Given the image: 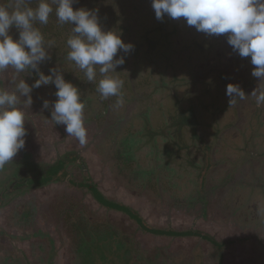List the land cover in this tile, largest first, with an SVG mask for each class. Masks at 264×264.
Instances as JSON below:
<instances>
[{
  "label": "trees",
  "instance_id": "1",
  "mask_svg": "<svg viewBox=\"0 0 264 264\" xmlns=\"http://www.w3.org/2000/svg\"><path fill=\"white\" fill-rule=\"evenodd\" d=\"M149 1L152 0H75L73 7L92 10L105 31L111 30L121 35L123 30L127 43L134 45L130 54L118 51L115 57L125 58L124 64L117 69L142 72L135 80L124 83L122 89L124 100L139 102V113L135 116L140 117V121L128 126L124 125V121L117 123L118 129L124 128L126 134L115 136L120 162L133 170L131 176L136 180L140 178L145 190H151L155 195L167 194L190 207L200 206L206 211L207 202L215 193L206 187L211 172V176H214V173L227 168L249 166L252 174L264 181V136H243L254 129L255 133L264 130L261 107L253 103L248 95L230 106V97L226 95L229 83L239 84L244 91L253 83L255 77L251 73L254 66L248 57L239 56L240 60L235 59L241 63L238 65L236 62L239 71L235 77L239 78V82L233 80L232 76L228 81L224 76L226 64L223 54L233 49L228 47L230 45H223L227 42V34L207 35L198 32L194 26L185 28L180 23H167L173 21L167 16L157 20ZM7 2L0 0V3ZM36 2L31 0V6L34 7ZM174 21L184 22V19ZM37 26L46 41L55 42L49 49L51 59L41 64V70L48 74L50 68L58 67L65 79L80 89L84 103L99 102L104 112L108 110L107 107L111 108L117 98L102 99L96 92L95 84L85 81L83 72L74 62L66 59V40L72 26L61 25L54 12L46 25ZM11 33L18 38L19 33L14 27ZM20 77L29 84L38 78L28 73H21ZM163 84L182 86L175 92H165L160 87ZM55 91L54 85L33 89V104L44 100L48 92L53 104L57 99ZM157 126L172 136H143L148 135L147 129L153 131ZM119 130L109 133L118 134ZM244 137H252V153H256L258 158L240 152L244 147ZM230 147L240 150L234 148V152ZM255 161L261 164V170L254 169ZM71 167L81 170L79 181L74 180ZM1 173H4V177L0 178V205L9 196L21 195L51 183L65 182L78 190L87 188L105 207L127 214L143 232L175 237L198 236L208 239L219 249L231 243L217 242L210 235L195 229L180 231L149 225L135 209L107 199L95 187L83 158L76 151L64 154L54 163L13 157L12 161L0 168ZM222 175V183L229 182L234 186L235 193L239 194L235 206L240 216L251 221H264V189L255 193H251L250 189L240 190L236 182H232L231 174L230 178H226V172H222ZM221 201L225 206L223 198ZM50 210L53 211V220L62 226L69 240L72 264H162L159 262V251L150 254L140 246L135 233L130 236L124 227L101 218L95 212L86 211L83 201L73 193L65 192L50 205ZM257 213L262 215L258 216ZM44 217L49 219L46 213ZM5 245L0 242V263L23 264L22 260L20 262L21 253ZM165 261L163 259V264H168Z\"/></svg>",
  "mask_w": 264,
  "mask_h": 264
},
{
  "label": "rangeland",
  "instance_id": "2",
  "mask_svg": "<svg viewBox=\"0 0 264 264\" xmlns=\"http://www.w3.org/2000/svg\"><path fill=\"white\" fill-rule=\"evenodd\" d=\"M149 4L153 9L152 1H149ZM121 37L127 43L123 30ZM223 45L229 44L225 42ZM228 47L231 49V46ZM223 59L226 64L224 76L228 81L232 76L233 80L239 82V78L235 77L239 71L238 65L241 64L235 61V59L240 60L239 54L233 50L227 51L224 52ZM236 62H238L237 66ZM116 70L124 83L135 80L142 73L139 70L126 68ZM11 74H13L12 69L0 73L1 85L13 87L10 83ZM263 85L264 81L255 77L253 83L245 89V93L253 103H255V97L250 94L257 88H264ZM181 86V84L178 86L163 84L160 87L162 91L175 92ZM50 96L48 92L45 99L51 105ZM44 100L37 105L32 104L25 108L26 143L14 157L54 163L64 154L76 151L83 158L95 187L107 199L135 209L149 225L180 231L195 229L210 235L217 242L230 241L231 243L219 249L208 239L198 236L175 237L143 232L127 214L105 207L87 188L78 190L75 187H69L65 182L51 183L44 187L33 188L21 195L9 196L0 205V242L21 253L20 262L22 260L23 264H72L69 240L62 226L53 220V211L50 210V205L66 192L73 193L81 199L86 211L95 212L101 218H107L124 227L130 236L135 233L140 246L150 254L153 251H159V257H161L159 262L162 264L163 259L168 264H264V221H251L241 217L236 207L239 194L235 193L234 186H231L229 182L222 183L224 181L222 172H226V178L232 175V182H236L240 190L250 189L251 193H255L264 189V181L253 175L249 166L239 169L227 168L217 174L214 173V176H211L213 175L211 172L207 178L206 187L215 193L207 202L206 211L200 206L190 207L184 201L172 199L167 194L155 195L151 190H145L140 178L137 176L136 180L131 176L133 170H129L120 162L117 152L119 151L118 142L115 137L120 135L118 132L111 135L109 131L119 130L118 121L123 122L124 118L132 119L139 113L138 101L124 100V104L119 108L113 103L110 110L105 112L102 111L101 104L84 103L88 143L81 147L74 137L68 136L64 125L55 124L51 120V107L42 108ZM261 117L264 121V107H261ZM164 130L157 126L153 131L147 129L148 135L143 136H172ZM257 133L261 136L264 130L261 134L259 131ZM243 136H256L255 129ZM243 143L244 147L241 150L236 147H230V150L234 151L235 148L245 155H252L254 159L258 158L256 153H252V137H244ZM224 144L229 148V145ZM255 164V170L263 168L256 161ZM71 170L74 180L79 181L82 176L81 170L77 167H71ZM4 173L0 174V178L4 177ZM136 175L137 172H135ZM243 179L247 181H242ZM222 198L225 206L222 205ZM242 206L247 207V205ZM45 213L49 219L44 217ZM257 214L262 215V213Z\"/></svg>",
  "mask_w": 264,
  "mask_h": 264
},
{
  "label": "clouds",
  "instance_id": "3",
  "mask_svg": "<svg viewBox=\"0 0 264 264\" xmlns=\"http://www.w3.org/2000/svg\"><path fill=\"white\" fill-rule=\"evenodd\" d=\"M75 0H8L0 3V73L13 70L8 88L0 85V168L25 147V108L33 104V89L54 85L56 101L50 105L45 99L42 108L51 107V120L65 126L81 147L88 143L84 120V102L80 89L65 79L58 67L45 74L41 64L51 59L49 49L54 41H46L39 25H46L53 12L61 25L72 26L66 40V59L83 72L85 81L95 84L102 99L116 97L115 107L124 104V81L117 75V67L124 64V56L115 58L118 51L130 54L134 45L125 43L115 31H105L97 14L86 8H74ZM157 20L165 16L183 18L188 26L207 35L227 34V42L243 58L250 57L254 66L251 75L264 81V0H152ZM19 35L14 38L11 29ZM21 73L38 77L29 84ZM230 106L237 99H246L245 91L234 83L226 87ZM258 107H264V88H257Z\"/></svg>",
  "mask_w": 264,
  "mask_h": 264
},
{
  "label": "flooded vegetation",
  "instance_id": "4",
  "mask_svg": "<svg viewBox=\"0 0 264 264\" xmlns=\"http://www.w3.org/2000/svg\"><path fill=\"white\" fill-rule=\"evenodd\" d=\"M167 23H171V24H172V23H174V24H178V23H180L181 26L183 25L185 28H189V26L187 25L186 21H184V22H178V21H174V20H173V21H168ZM184 23H185V24H184ZM167 25H170V24H167ZM183 26H182V27H183ZM248 59L251 60L250 57H248ZM0 85H1V83H0ZM263 87H264V85H263ZM94 103L99 104V102H94ZM107 109L110 110V107H107ZM108 110H106V111H108ZM139 118H140V117H136V116H133L132 119H130V118H129V119H128V118H124V125H127V126H128L130 123H133L132 125L137 124V123H139V121H140ZM93 119H95V118H93ZM261 119H262V117H261ZM262 122H263V121H262ZM24 125H25V124H24ZM119 133H120V134H119L120 136H122V135L125 136V135H126V134H125V131H124V128L120 129V130H119ZM260 134H261V133H260ZM256 136H260V135H259L258 133H256ZM261 136H264V133H262Z\"/></svg>",
  "mask_w": 264,
  "mask_h": 264
}]
</instances>
